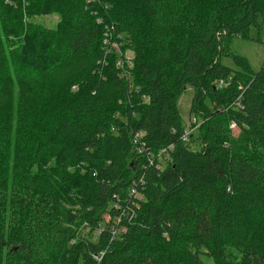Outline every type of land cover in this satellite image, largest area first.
Segmentation results:
<instances>
[{"label": "trees", "instance_id": "obj_1", "mask_svg": "<svg viewBox=\"0 0 264 264\" xmlns=\"http://www.w3.org/2000/svg\"><path fill=\"white\" fill-rule=\"evenodd\" d=\"M263 35L264 0H0V264H264V64L229 46Z\"/></svg>", "mask_w": 264, "mask_h": 264}, {"label": "rangeland", "instance_id": "obj_2", "mask_svg": "<svg viewBox=\"0 0 264 264\" xmlns=\"http://www.w3.org/2000/svg\"><path fill=\"white\" fill-rule=\"evenodd\" d=\"M58 16L55 14H48V15H43L42 17L38 18V21L41 22L42 24H45L46 26L49 27H54V24L56 23V20ZM250 34L255 37L256 36V31L252 29L250 31ZM98 47L101 46L100 51L106 50L107 53V48L108 47H103V41L99 43L97 42ZM115 45H111L112 47H116V42L114 41ZM230 49L233 51V53H237L241 56H243L249 63L250 67L254 70L257 71L259 70L262 65L264 64V35L261 37V41H255V40H243L240 38H233L230 42ZM98 49V48H97ZM96 49V50H97ZM98 51V50H97ZM96 52H94L95 54ZM129 53V52H128ZM93 54V55H94ZM91 58V56H90ZM224 64L230 66L232 69H237V66L233 63V61L229 58H224L223 59ZM90 65V64H89ZM88 65V66H89ZM71 69V68H69ZM71 73L70 70L66 71V74ZM75 86H71V89L73 90ZM192 98V90L191 89H186V91L181 95L180 100L178 101V110L182 115V120H183V127L190 130L192 133V136L189 137V140L186 142L187 146L192 149V150H198L200 148V140H198V135L196 131V124H192V119L193 117L196 118V123H200L201 120L200 118H197V116H193V114H189V106H190V101ZM206 103H209L207 100ZM211 106V104H208ZM212 107V106H211ZM195 126V127H194ZM194 127V128H193ZM7 134H9L10 142H14V137L15 133H0V135L5 138L7 137ZM25 134H22L20 137L23 138ZM160 163L162 167H164L168 161H164L163 158H161ZM124 227L122 225L118 226V233L124 232ZM81 234L86 235L90 237L87 233V228L83 227L80 231ZM93 239V237H92ZM202 260L206 264H212V260L208 259L207 257H202Z\"/></svg>", "mask_w": 264, "mask_h": 264}, {"label": "built area", "instance_id": "obj_3", "mask_svg": "<svg viewBox=\"0 0 264 264\" xmlns=\"http://www.w3.org/2000/svg\"><path fill=\"white\" fill-rule=\"evenodd\" d=\"M8 1V0H7ZM220 84H222L223 86L226 84L225 82H223V81H220ZM192 124H196L195 126H197L198 124L196 123V118L195 117H193V119H192ZM194 126V127H195ZM193 127V128H194ZM230 127H231V129H235V127H236V125L234 124V123H231L230 124ZM191 130L192 129H190V130H188V129H184V132L182 133V135H181V139L183 140V142H187L188 140H189V137H191V135H192V133H190L191 132ZM167 161L169 162V161H171V156L169 155V157H168V159H167Z\"/></svg>", "mask_w": 264, "mask_h": 264}, {"label": "bare ground", "instance_id": "obj_4", "mask_svg": "<svg viewBox=\"0 0 264 264\" xmlns=\"http://www.w3.org/2000/svg\"><path fill=\"white\" fill-rule=\"evenodd\" d=\"M170 148H172V147H170ZM165 152H166V150L165 149H162V150H160L159 152H158V158H163V159H166V154H165ZM162 165H159V167H161ZM119 219H116V221L117 222H119L118 221Z\"/></svg>", "mask_w": 264, "mask_h": 264}]
</instances>
